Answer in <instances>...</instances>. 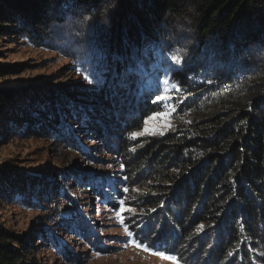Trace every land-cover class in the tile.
<instances>
[{"label":"trees","instance_id":"1","mask_svg":"<svg viewBox=\"0 0 264 264\" xmlns=\"http://www.w3.org/2000/svg\"><path fill=\"white\" fill-rule=\"evenodd\" d=\"M87 13L91 31L81 33L76 21ZM0 37L59 53L80 79L26 90L22 103L0 91V116L15 120L1 125L0 146L42 139L79 160L88 139L101 144L99 155L124 169L138 215L155 213L139 242L187 264H264V0H0ZM94 59L99 86L85 80L82 62ZM161 61L181 89L171 94L175 123L137 142L130 136L161 110L143 93ZM38 185L6 168L0 200L30 204ZM32 249L0 225V264H40Z\"/></svg>","mask_w":264,"mask_h":264},{"label":"rangeland","instance_id":"2","mask_svg":"<svg viewBox=\"0 0 264 264\" xmlns=\"http://www.w3.org/2000/svg\"><path fill=\"white\" fill-rule=\"evenodd\" d=\"M0 68L19 70L6 77L0 76V91L12 93L16 103L23 102L26 90L41 93L43 88L72 86L80 80L73 73L72 62L59 53L8 37H0ZM163 80L170 81L167 87L171 89L173 81L165 62L161 61L150 68L149 78L143 85V93L149 96L150 104L159 103L151 99L154 100L158 82ZM11 107L8 104L7 109ZM159 108L168 111L169 118L149 119L147 124L142 122L140 130L130 139L146 143L172 130L175 111L171 110V101L169 107L160 103ZM7 121L15 120L12 116H0V127ZM88 141L91 151L77 160L74 155L62 158V150L47 140L22 136L6 139L0 146V173L8 168L18 172L26 183L36 179L39 185L35 192L31 189L34 201L30 204L16 199L0 200V225L28 237L33 255L40 264H187L174 255L161 252L152 241L140 242L148 250L134 244L124 247L122 243L109 242L139 241L138 235L143 236L148 231L144 222L155 217V213L144 212L143 218L138 215L133 208L134 195H131L124 169L114 163L116 160L109 162L99 155L97 147L101 144ZM72 161L75 164L71 165ZM30 188L27 186V191ZM135 188L136 193L143 191ZM40 191H43V200L39 198ZM49 196L52 202L46 200ZM121 199L123 212H120ZM157 235H153V240ZM158 243H161L159 238Z\"/></svg>","mask_w":264,"mask_h":264},{"label":"snow or ice","instance_id":"3","mask_svg":"<svg viewBox=\"0 0 264 264\" xmlns=\"http://www.w3.org/2000/svg\"><path fill=\"white\" fill-rule=\"evenodd\" d=\"M108 11L109 9L107 7H104L101 9V14L104 17H107L108 15ZM93 23V13H87L85 14L83 17L79 18L76 21V30H78L79 32L83 33L86 29L88 30V32L91 31V24ZM65 55H69V52H65ZM84 65H87V67L84 68L86 75H85V80H88L90 83L94 82L97 86H99L100 84L103 83V70L101 68V65L99 63L98 59H94V60H88V61H84L82 62ZM172 64H177V61H171ZM183 64V58H181V60L179 61V64H177V70L179 68V65ZM89 68L91 70H89ZM73 71H79V69H72ZM170 81L168 80H163V81H159L157 84V88H156V94L154 95V101L159 102L161 104L164 105V107H169L170 101H171V96L170 93L173 89H175L176 91H180V86L177 85L176 83L172 82V87L171 89L167 87V84ZM159 106V105H158ZM171 110H174L171 109ZM169 118V112L168 111H155L152 113L151 117L148 119L144 120V123L147 124L149 122V119L152 120H156V119H164L167 120ZM147 131V129H145ZM136 133H133V136H135ZM126 179V178H125ZM124 191L127 192L128 189L124 188ZM123 203L124 201L121 199L119 201L120 204V212H123L125 209L123 208ZM115 210V207L114 209ZM121 222L123 223V219H121ZM125 231L127 232L128 229L126 228ZM132 236V233L129 232V237ZM112 243H122L124 245V247H127L129 244H134L137 247H144L145 250L147 249V246L142 245L139 241L137 240H133V239H128V240H124V241H109ZM154 254H159V253H154Z\"/></svg>","mask_w":264,"mask_h":264}]
</instances>
